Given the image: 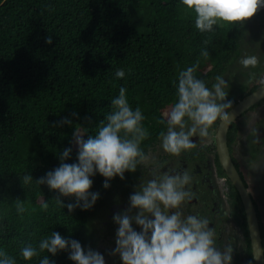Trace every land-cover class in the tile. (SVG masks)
<instances>
[{"label":"trees","instance_id":"16d2710c","mask_svg":"<svg viewBox=\"0 0 264 264\" xmlns=\"http://www.w3.org/2000/svg\"><path fill=\"white\" fill-rule=\"evenodd\" d=\"M195 18L181 0H0V250L15 264H39L45 255L53 264H75L70 248L23 259V247L38 249L53 232L85 250L101 200L88 210L81 202L69 212L67 205L77 203L74 196L36 181L62 162L78 164L75 134L84 141L96 137L121 87L130 107H139L145 117L149 137L141 148L146 154L168 128L166 113L177 101L179 72L199 60L195 75L207 85L230 53L236 56L247 22H221L213 32L200 33ZM205 40H210L207 59L201 56ZM120 69L122 79L115 76ZM128 173L107 181L106 189L96 172L89 191L106 198ZM25 175L33 181L23 184ZM246 246L250 259L248 240Z\"/></svg>","mask_w":264,"mask_h":264},{"label":"clouds","instance_id":"9594fccd","mask_svg":"<svg viewBox=\"0 0 264 264\" xmlns=\"http://www.w3.org/2000/svg\"><path fill=\"white\" fill-rule=\"evenodd\" d=\"M181 2L196 14L195 28L200 33L213 32L214 26L221 22L243 26L254 17V23L260 19L257 12L262 13L264 9V0ZM52 42L49 36L46 43L51 45ZM209 43L210 40H205V47L201 51L205 59L209 57ZM239 45L240 39L235 49ZM258 62V57L251 55L241 59L240 64L244 68H255ZM198 67L199 60L179 72L177 101L166 113L167 133L160 134L164 151L174 156L196 148L197 143L193 142V137H208L209 130L218 120L230 121V113L226 109L232 108L233 104L231 101L226 102L228 92L225 91L229 84L222 76H217L212 88H208L195 75ZM115 76L122 79L125 76L124 70H117ZM126 91V88L121 87L119 96L111 100L112 111L106 114V120L101 122L95 138L84 141L80 134H75L79 146L78 164L62 162L57 169L36 181L38 185L47 184L51 190L58 191L64 197L74 196L77 203L67 205L69 212L81 206V202L83 210L95 204L99 194L90 193L89 190L92 186L90 177L96 172L105 178L103 187L107 189V181L117 176L123 180L125 172H135L138 164L148 159L141 148L142 142L149 137L148 130L142 124L145 117L139 107L135 110L130 107ZM70 152V148L65 149L61 160L67 159ZM32 181L31 175H25L22 183L29 184ZM190 181L187 172L171 175L165 173L141 185L130 196V208L113 217L119 226L113 255L119 254L123 264H232V248L221 251L215 246V233L209 228V221L196 215H183L182 205L192 199V193L185 187ZM219 183L225 184V179L220 178ZM56 201L64 207L59 198ZM44 207L47 209L48 204L45 203ZM133 209H138V214L131 215ZM25 210L22 203L17 201V211L23 213ZM133 221L140 226L141 232L133 229ZM69 248V259L75 264H105L100 253L90 248L85 252L78 241L66 240L57 232L42 239L38 249L31 244L23 247L21 255L25 261H31L45 251L55 256ZM242 253L248 255L247 246ZM0 264H15V260L0 250ZM39 264L53 262L45 255Z\"/></svg>","mask_w":264,"mask_h":264},{"label":"flooded vegetation","instance_id":"af4514ba","mask_svg":"<svg viewBox=\"0 0 264 264\" xmlns=\"http://www.w3.org/2000/svg\"><path fill=\"white\" fill-rule=\"evenodd\" d=\"M253 18L246 23L239 48L234 52L236 56L230 53L231 56L213 71L206 85L211 89L216 82L215 78L222 76L229 84V87L225 89L228 92L226 102L231 101L232 108L264 87V21L257 19L252 23ZM251 55L258 57V65L255 68H244L240 64V59ZM232 108L226 111L229 112ZM220 122L218 120L213 125L208 137H193L197 147L183 151L179 156L165 152L162 147V138H160L158 141L161 143L160 148L157 147V143L148 150L145 154L148 159L138 164L135 172L127 174L125 184L115 180L116 184L108 191L109 195L106 198L99 195L98 200H101V204L97 206L108 207L109 210V214L101 225L110 227L112 231L109 233V251L96 246V252L104 257L105 264H123L119 254L113 255L119 227L113 217L130 208V196L141 185L153 178L165 173L171 175L184 172L191 177L189 185L185 187L192 193V199L182 205L183 215H196L207 219L209 228H212L215 233V246L221 251L228 247L232 248V264H252V258L249 259L248 255L245 257L246 254H241L237 247L242 239L248 240V233L239 197L224 175L217 157L215 134ZM226 145L234 167L254 204L264 245L260 208L253 193L250 192L256 191L259 187L264 191V98L249 106L233 120L226 133ZM153 154L154 158L151 160ZM220 178L225 179V184L219 183ZM247 180L256 182V187L252 189ZM138 212V209H133L131 215H136ZM132 227L138 233L142 231L134 221ZM91 241L87 234L85 250L90 247ZM249 253L251 255V250Z\"/></svg>","mask_w":264,"mask_h":264},{"label":"water","instance_id":"95a60500","mask_svg":"<svg viewBox=\"0 0 264 264\" xmlns=\"http://www.w3.org/2000/svg\"><path fill=\"white\" fill-rule=\"evenodd\" d=\"M257 17L264 21V9L262 10V13L257 12ZM262 98H264V87H262L261 89L247 97L245 100L240 102L237 106L232 108L229 111L230 121H221L217 127L215 134L216 153L220 166L224 172V175L229 180L230 185L235 189L243 208L251 250L252 264H264V249L260 235L258 217L249 192L245 188V185L243 184L229 155L226 145V133L229 125L235 118H237L249 106L261 100ZM245 246V240L242 239L238 246L239 252L242 253L245 249ZM245 257H247V255H245Z\"/></svg>","mask_w":264,"mask_h":264},{"label":"rangeland","instance_id":"374dc122","mask_svg":"<svg viewBox=\"0 0 264 264\" xmlns=\"http://www.w3.org/2000/svg\"><path fill=\"white\" fill-rule=\"evenodd\" d=\"M160 142L158 143V148H160L161 145ZM154 158V154L151 156V160ZM248 166V165H247ZM256 181V180H255ZM248 184L253 188L256 187V182H249L247 180ZM259 191V192H258ZM253 193L255 199L258 201V205L260 208V215H261V223L264 229V191L261 187L257 188L256 191H250ZM109 214L108 207H98L95 206V209L93 210V217L91 218L90 222V232L88 233L89 238H91L90 242V249L96 252V246L99 248L104 249L105 251H109L110 244H109V233H112L110 227H104L102 226V222L105 220L106 215ZM89 248H86V252Z\"/></svg>","mask_w":264,"mask_h":264}]
</instances>
